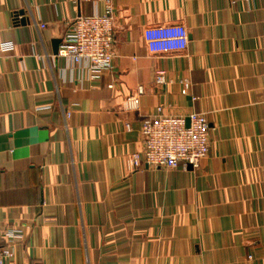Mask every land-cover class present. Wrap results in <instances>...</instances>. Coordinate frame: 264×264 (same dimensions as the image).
Wrapping results in <instances>:
<instances>
[{
  "label": "crops",
  "instance_id": "0c3cea01",
  "mask_svg": "<svg viewBox=\"0 0 264 264\" xmlns=\"http://www.w3.org/2000/svg\"><path fill=\"white\" fill-rule=\"evenodd\" d=\"M113 8L112 68L91 83L59 49L101 0H0L13 43L0 54V245L20 235L12 264H264V0ZM158 106L206 113L196 170L133 166Z\"/></svg>",
  "mask_w": 264,
  "mask_h": 264
},
{
  "label": "built area",
  "instance_id": "2783aa9c",
  "mask_svg": "<svg viewBox=\"0 0 264 264\" xmlns=\"http://www.w3.org/2000/svg\"><path fill=\"white\" fill-rule=\"evenodd\" d=\"M103 12L74 18L59 49V55L77 72L79 81L95 82L104 71L112 68L115 57L113 0H101ZM44 27V26H42ZM13 50V43L0 40V54ZM155 84H168L163 75ZM181 94L186 95L190 84L181 81ZM186 120L189 121L188 126ZM129 129V125H126ZM142 151L132 156L133 166L144 162L150 166L176 169L180 166L196 170L209 149V123L206 113L189 112L185 116L164 113L158 106L154 114L141 122ZM6 243L0 245V264H12L13 243L20 238L14 230L5 234Z\"/></svg>",
  "mask_w": 264,
  "mask_h": 264
},
{
  "label": "water",
  "instance_id": "95a60500",
  "mask_svg": "<svg viewBox=\"0 0 264 264\" xmlns=\"http://www.w3.org/2000/svg\"><path fill=\"white\" fill-rule=\"evenodd\" d=\"M24 14V12L23 11H20V12H17V14H16V16H18V15H23ZM20 23L21 24H24L25 23V19H21L20 20ZM58 41H55V42H53V51H54V53H57V46H58ZM188 124H189V121L188 120H186V125L188 126Z\"/></svg>",
  "mask_w": 264,
  "mask_h": 264
}]
</instances>
